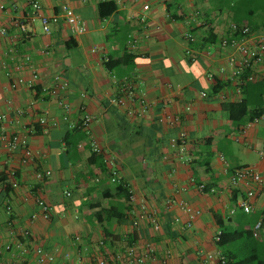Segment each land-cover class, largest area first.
Instances as JSON below:
<instances>
[{
  "label": "crops",
  "instance_id": "obj_1",
  "mask_svg": "<svg viewBox=\"0 0 264 264\" xmlns=\"http://www.w3.org/2000/svg\"><path fill=\"white\" fill-rule=\"evenodd\" d=\"M39 1V13L47 16L68 5L86 30L73 32L58 20L44 32L35 17L23 37L17 22L31 15L28 0H0V27L9 30L0 34V134L25 135L33 153L21 164L19 148L8 150L0 139V177L13 169L19 184L8 189L0 181V264L21 253L26 264H97L102 251L128 244L154 248L146 264H220L215 236L221 225L251 231L264 207V187L254 186L251 211H242L237 203L245 187L230 182L240 165L253 166L264 181V119L236 126L229 118L224 104L242 95L228 59L239 54L220 39L229 35L231 22L264 39V0H108L115 9L104 18L97 7L103 0ZM9 48L17 56L29 54L30 67L15 71ZM8 70L23 81L12 87ZM255 74L264 75V59ZM123 78L135 82L144 110L128 102V113L109 101ZM61 80L67 88L53 92ZM217 81L223 86L214 90ZM60 99L69 105L66 119ZM84 114L91 117L80 129L85 137L71 146L68 134ZM181 132L185 142L172 144ZM112 167L131 192L128 202L109 194ZM45 170L50 174L38 183L35 172ZM199 183L204 191L197 190ZM169 197L173 204L165 207ZM37 198L49 205L48 218L41 217ZM143 199L158 212V231L140 212ZM115 200L123 202L125 219L103 220L98 213ZM179 201L198 211L189 229ZM22 229L29 237L19 235ZM259 233L254 238L264 256V226ZM10 240L13 253L3 249ZM37 246L55 261L39 262Z\"/></svg>",
  "mask_w": 264,
  "mask_h": 264
},
{
  "label": "built area",
  "instance_id": "obj_2",
  "mask_svg": "<svg viewBox=\"0 0 264 264\" xmlns=\"http://www.w3.org/2000/svg\"><path fill=\"white\" fill-rule=\"evenodd\" d=\"M32 11L31 15L28 16L29 18H25L23 21L17 22L18 30L20 31L21 36L26 37L28 36V28L27 24L29 20H33L35 17H39L41 23V29L44 32H49L50 30V23L57 22L58 20H63L73 32H84L86 30L85 22L82 21L74 10L69 7L68 5H61L60 12L56 14H52L51 16L40 14L39 11L41 9V4L39 0H28ZM147 5L144 4L143 8L147 9ZM0 8H3V5L0 4ZM229 35L222 37L220 39V44L222 46H232L235 51L239 54V57H235L231 55L228 59L229 65H231V78H233L238 85V89L240 91L239 85L246 79L249 81L256 79V66L261 63L264 59V39L262 37H256L253 35V32L250 30L248 25L241 24L238 22H231L228 27ZM9 30L6 27H0V34L8 35ZM187 39L189 41L193 40V36L190 33H187ZM8 53L10 54L11 58L14 59V70L20 72L21 70L30 67V55L23 54L17 56L12 48H9ZM246 70H248V75L245 79H242V75L245 74ZM7 74L12 78L11 86H16L19 82L23 81L21 76H12L10 70L7 71ZM35 72H32V78H35ZM67 88V82L65 80H61L57 82L53 88V92H61ZM135 82L128 78H123L118 82V91L115 95H113L109 101L116 105V106H125L128 113L133 112V108L131 105H126L128 102H138L139 107L144 110V103L143 99L137 97L135 94ZM202 96H205V92H201ZM59 104L63 110V118H67V114L69 111V105L63 100H59ZM20 112V111H19ZM0 118L4 119V115H0ZM264 119V113L260 116L254 118L252 121H248V124L252 122H257L259 120ZM91 117L88 114H84L81 117V121L79 123L80 127H86ZM38 122L40 125H45L47 120L45 115H40L38 118ZM51 124H55V120L50 121ZM0 139L3 145L8 150H15L19 148L21 155H20V163L25 164L29 160H31L33 153L29 146L28 140L25 135H22L18 132L13 134H6L1 133ZM184 143L186 140V135L184 132L179 134V137L173 138L171 140L172 144L178 142ZM94 150H98L97 146H94ZM11 186L13 188L17 187L18 181L15 178V171L10 169L7 171ZM50 174L49 170L45 171H36L35 177L38 183H43L45 178ZM119 175L117 173L116 168L112 167L110 170V181L117 182L119 179ZM230 182L231 184L238 188L240 186H244V194L239 198L237 205L241 208L244 212H250L252 205L251 199L254 197L256 187H264V181L259 174V172L251 165H240L235 167L232 170L230 175ZM205 185L203 183L197 184L198 191H204ZM209 191H213L214 189H208ZM37 206L40 208V215L42 218H48L50 216V207L49 205L41 198H37L35 200ZM173 204L172 199L166 198L165 199V207H169ZM180 209L186 212V220L184 221L183 227L186 229L191 228L193 220L197 215L198 211L195 210L189 203L185 201H179L176 203ZM7 213L10 212L11 207L10 205H5L4 207ZM140 212L144 214L146 220L148 221L149 225L154 231H158L161 227L159 221V215L156 210L149 208L143 199L140 202ZM36 216L35 213L31 214V218ZM179 218L175 217V221H178ZM262 227L261 219L257 220L251 228L252 236L258 238L260 236V229ZM220 230L217 231L215 236V240L218 239V234ZM11 238L16 237L18 233L9 232ZM19 235L24 237H29V231L26 229H22L19 232ZM13 236V237H12ZM100 245L103 244L102 241L99 242ZM13 243L12 241H8L4 244V251L13 253ZM21 250H24L21 248ZM35 254L39 262H54L55 257L53 254L49 252H45L40 246L34 247ZM24 253V251H23ZM13 255V254H12ZM21 255H23L21 253ZM11 256L8 260H6L5 264H26L23 256ZM154 255V248L152 246H145L143 249L141 246L135 244H129L124 247L123 250L118 251H110L104 250L102 253L97 257L96 263L97 264H146V261ZM212 256L211 253L207 254V258ZM68 257V255L66 256ZM219 263H223V257L218 252Z\"/></svg>",
  "mask_w": 264,
  "mask_h": 264
},
{
  "label": "trees",
  "instance_id": "obj_3",
  "mask_svg": "<svg viewBox=\"0 0 264 264\" xmlns=\"http://www.w3.org/2000/svg\"><path fill=\"white\" fill-rule=\"evenodd\" d=\"M97 7L99 16L102 18L111 14L115 9L114 3L108 0L98 2ZM106 64L107 67H111L110 61L106 62ZM247 75L248 70L242 75V79H245ZM222 86V83L217 81L214 90H218ZM239 88L242 95L241 98L237 101H230L224 104L225 109L229 112V118L236 126L244 124L247 121H252L264 113V75L252 81L245 79L239 85ZM80 129V125H77L69 132L67 139L69 145L73 146L78 140L85 137L84 132H81ZM95 154L93 152V155ZM0 181L6 187H10L8 189H11L10 177L7 172H3ZM109 194L111 197H122L124 202H128L131 196V192L122 178H119L114 183V186L109 190ZM101 213L104 214L103 220L114 218L117 221H122L126 216L125 206L119 200L112 201L107 208H102L98 215ZM261 215V223L264 226V207ZM104 234L108 237L111 235V232L105 228ZM216 246L223 257V263L220 262V264H264V256L259 253V243L252 236L251 231L244 230L237 232V230H231L221 225ZM242 249L248 252L242 253Z\"/></svg>",
  "mask_w": 264,
  "mask_h": 264
}]
</instances>
